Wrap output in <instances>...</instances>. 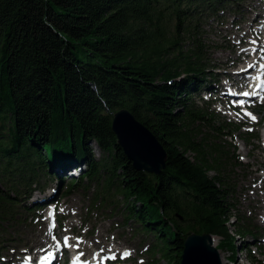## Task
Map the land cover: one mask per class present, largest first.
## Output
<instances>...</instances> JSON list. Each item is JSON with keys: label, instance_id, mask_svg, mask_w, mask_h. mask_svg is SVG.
Masks as SVG:
<instances>
[{"label": "trees", "instance_id": "1", "mask_svg": "<svg viewBox=\"0 0 264 264\" xmlns=\"http://www.w3.org/2000/svg\"><path fill=\"white\" fill-rule=\"evenodd\" d=\"M237 1L0 0V234L54 166L83 167L68 190L120 199L124 223L153 238L148 264H180L191 234L218 238L235 262L252 232L232 221L239 129L193 97L213 77L200 22L237 14ZM122 109L166 152L159 176L117 146Z\"/></svg>", "mask_w": 264, "mask_h": 264}, {"label": "rangeland", "instance_id": "2", "mask_svg": "<svg viewBox=\"0 0 264 264\" xmlns=\"http://www.w3.org/2000/svg\"><path fill=\"white\" fill-rule=\"evenodd\" d=\"M233 8L237 9V14L224 13L220 18L211 17L200 22L198 29V41L206 47L207 57L213 66L211 72L214 74L211 79L208 77L206 83L202 84V88L200 87L201 91L211 89L213 94L210 97L201 94V98L213 102L212 109L220 121L242 127L235 134V139L229 143L232 147H236V156L240 162L239 168L234 170L231 179V184L234 185L232 204L235 219H232L233 225L237 224L236 218L248 219L252 228L250 235L237 240L239 249L235 262L229 261L231 256L229 252L224 250H219V252L225 264H264V223L260 221L264 206L258 193L264 191V181L259 178L261 174L264 176V141L261 132L264 123L259 128H255L253 120L249 117H244L240 112L229 111L228 100L223 102L222 99L226 98L221 95L225 92L224 89L230 88L228 86L230 83H227L226 77L223 76L225 74L222 68L224 62L227 61L230 64L236 62L229 69L234 72L249 64H253L256 68V62L261 61L259 54L264 50V23L262 22L264 0H238ZM242 39H244L245 46L241 45ZM258 46V56L254 57L252 53ZM243 49H248L252 59L246 65H238L237 57ZM213 86L219 89L215 90ZM193 100L200 102L198 97H193ZM253 111L264 118V102L261 106L256 103ZM246 132L249 134L247 135ZM89 146L93 154L98 157L97 147L94 144ZM82 169L83 167L81 171ZM81 171L76 169L60 173L55 169L57 177L55 175L45 176L36 191L25 195L24 201L20 203L23 209L19 210L17 218L10 225L2 227L4 233L0 234V251L5 252L0 254V264L11 255L14 249L21 254L23 259L29 251L43 257L51 248V244L55 246L57 241L62 244L66 235L70 236L74 248L77 247V238H79L80 254L83 253L82 256L88 260L103 253L99 259L100 264H148L151 258L145 250L153 238L151 235L138 231L136 223L132 221L124 223L125 214L122 212L123 205L120 199L112 196L98 204L92 200L98 193V190L95 191L93 187L90 188L88 195L84 194L83 188L68 190L70 182L79 178ZM53 188H56V195L51 201L56 205V214L61 223L60 227L55 229V234L59 235L56 240H53L52 234L48 232L50 227L45 220L46 209L34 211L36 202L32 201L37 195L47 194ZM255 190L256 194H254ZM67 205L69 209H64ZM25 208L29 210H24ZM38 236L40 239L47 238L42 246L36 240ZM23 237L28 238L22 239ZM15 240L18 244L16 246ZM218 241L219 239L216 240L215 246ZM33 243L37 246L31 249L34 246ZM115 251L120 253L116 255ZM125 253H128V259L122 261V258L127 256ZM114 254L117 261L110 263L108 259L110 260ZM69 256L70 254H67L66 257ZM66 257L63 259L58 257L57 264H62L63 260L67 264Z\"/></svg>", "mask_w": 264, "mask_h": 264}, {"label": "water", "instance_id": "3", "mask_svg": "<svg viewBox=\"0 0 264 264\" xmlns=\"http://www.w3.org/2000/svg\"><path fill=\"white\" fill-rule=\"evenodd\" d=\"M111 131L116 144L137 172L159 176L166 167L167 155L155 136L122 109L112 115ZM180 264H222L219 250L210 235H189L184 242Z\"/></svg>", "mask_w": 264, "mask_h": 264}, {"label": "bare ground", "instance_id": "4", "mask_svg": "<svg viewBox=\"0 0 264 264\" xmlns=\"http://www.w3.org/2000/svg\"><path fill=\"white\" fill-rule=\"evenodd\" d=\"M243 40L241 41V45L245 44L243 43ZM259 47L256 48V50L253 51V56L256 57L257 56V52H258ZM251 59V54L248 52V49H243V51H241L240 55L237 57V62L238 65H244L247 63V61ZM236 64V62L233 63H228L227 61L223 63L222 68L225 70V74L223 75L224 77H226L230 84L234 85V86H238V87H242L246 84L248 77L246 74V68H241L239 70H236L234 72H231L229 69H231L232 66H234ZM250 69H253V66L251 65ZM215 90L219 89L217 86H213ZM222 97L227 96V94L224 92L223 94L221 93ZM223 102H226L225 99H222ZM248 155V152L246 153ZM260 179H262L264 181V176L263 174H261V176H259ZM43 188V185H42ZM46 189V188H45ZM259 196L261 197L260 200L264 206V191L258 192ZM254 194H256V190L254 191ZM56 195V188L50 189L49 192L47 194H43L41 196L37 195L36 197H34V199L32 200L33 202H43V201H49L52 198H54V196ZM64 209H69V205L65 206ZM69 211V210H68ZM260 221L261 223H264V210L262 211V216H260ZM49 233L52 234V236H55L56 238L59 236L57 234H55V230L54 229H49L48 231ZM28 237H23L22 239H26ZM35 239V236H34ZM36 240L38 241L39 245H43L46 241L47 238H43L40 239V236L36 237ZM216 238H213V242H216ZM29 241V240H27ZM15 246L17 244V241H14ZM70 243H72V241H70ZM34 244V243H33ZM18 245V244H17ZM10 246V245H9ZM37 245L34 244V246L31 247V249L35 248ZM40 246V247H41ZM63 250H67L68 246L63 245L62 247ZM74 249H76L77 251H81L80 247H75ZM5 251H0V254H4ZM50 252V251H49ZM17 255L19 257H17ZM103 255V253H99V255L97 256L98 258H96L95 256L92 258V263L96 264V260L99 259L101 256ZM45 257V256H44ZM73 257V256H72ZM221 260H222V264H225V260L221 255ZM23 261H25V259L21 258V254H19L15 249L14 251L11 253V255H9L8 258H6L2 264H23ZM56 261V260H55ZM74 262V261H73Z\"/></svg>", "mask_w": 264, "mask_h": 264}, {"label": "snow or ice", "instance_id": "5", "mask_svg": "<svg viewBox=\"0 0 264 264\" xmlns=\"http://www.w3.org/2000/svg\"><path fill=\"white\" fill-rule=\"evenodd\" d=\"M253 43H255V41H253ZM249 67H251V65H249ZM261 67H264V65H261ZM241 94L244 95V96L250 95V93H248V92H243ZM240 103H241V105H243L244 102L241 101ZM245 115L249 116L252 120L256 119V117L253 116L250 112H246ZM249 131H251V129H249ZM52 227H55V224H53ZM53 240H56L55 236H53ZM63 243H64L65 246H69V237L65 236L64 239H63ZM79 243H80L79 238H77V244H76L77 247L79 246ZM55 246L57 248L60 247L59 241H57ZM101 251H103V250H101ZM49 255H51V253ZM81 255H83V253H81ZM125 255H128V253H125ZM45 259H47V257H45ZM111 259H115V256L111 257ZM77 260H79V257H77ZM74 264H76L75 261H74Z\"/></svg>", "mask_w": 264, "mask_h": 264}]
</instances>
